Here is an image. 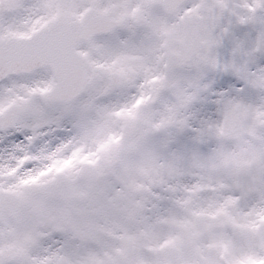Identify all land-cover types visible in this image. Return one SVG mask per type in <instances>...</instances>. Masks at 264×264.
<instances>
[{
    "label": "snow or ice",
    "instance_id": "obj_1",
    "mask_svg": "<svg viewBox=\"0 0 264 264\" xmlns=\"http://www.w3.org/2000/svg\"><path fill=\"white\" fill-rule=\"evenodd\" d=\"M0 264H264V0H0Z\"/></svg>",
    "mask_w": 264,
    "mask_h": 264
}]
</instances>
